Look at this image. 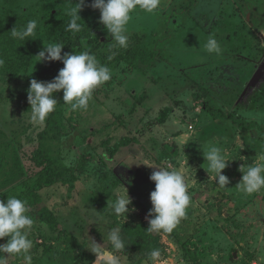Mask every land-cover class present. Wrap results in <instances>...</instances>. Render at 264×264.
Segmentation results:
<instances>
[{
	"label": "rangeland",
	"instance_id": "374dc122",
	"mask_svg": "<svg viewBox=\"0 0 264 264\" xmlns=\"http://www.w3.org/2000/svg\"><path fill=\"white\" fill-rule=\"evenodd\" d=\"M77 2L0 0L5 25L19 16L25 25L37 20L27 70L0 68V200L26 202L34 220L32 264H103L93 241L111 252L107 237L114 228L127 243L114 253L120 264H264V188L245 197L235 187L241 165L264 163V0H161L153 13L134 9L127 48L115 44L91 7L79 13L80 32L66 31ZM209 37L219 54L204 47ZM42 41L64 44L62 54L88 51L112 75L93 90L87 109L72 111L61 90L54 94L55 110L33 124L30 80L51 81L64 66L37 63ZM138 49L151 51L153 59L130 58ZM198 102L255 124L246 131ZM165 107L171 112L159 123ZM125 137L136 140L111 156L108 148ZM210 146L230 160L222 172L230 182L225 188L205 170L202 150ZM39 147L46 166L73 168L75 178L72 186L57 181L41 188L32 202V183L46 177L33 158ZM161 165L186 176L190 204L171 233H148L150 175ZM127 193L134 211L127 218L113 214L108 200ZM154 249L161 251L156 261L149 258ZM8 264H24L23 257L10 256Z\"/></svg>",
	"mask_w": 264,
	"mask_h": 264
},
{
	"label": "clouds",
	"instance_id": "9594fccd",
	"mask_svg": "<svg viewBox=\"0 0 264 264\" xmlns=\"http://www.w3.org/2000/svg\"><path fill=\"white\" fill-rule=\"evenodd\" d=\"M161 3V0H78L68 13L71 17L67 24L66 31L80 32L82 18L79 13L85 7L99 10V22L104 25L108 35L121 48H127L128 36L127 25L131 19L134 9L153 13ZM37 20L27 22L22 28H12L11 36L19 41H26L28 37L36 35ZM43 42V41H42ZM65 45L61 43L43 42V48L35 57L37 63L60 61L63 68L51 81L30 80V87L27 90V101L31 108V121L33 124L43 123L47 116L52 113L58 103L54 97L55 93L62 90L63 103L70 106L72 111L87 109L93 90L99 85L111 79V70L103 66L94 54L84 51L79 54L64 52ZM209 53L221 52L220 45L216 39L209 37L204 46ZM36 63V64H37ZM4 60L0 59V67ZM202 155L207 162V172H214L216 182L221 188L229 185V178L222 174L228 167L230 160L226 159L222 149L217 146H210L202 150ZM264 160V157L260 158ZM171 166L153 167L150 180L154 182L155 188L150 192L151 209L146 215L148 221V233H171L180 220L186 216V209L190 204L188 184L186 176L178 169H171ZM239 171L242 173L241 180L236 188L245 197L259 192L264 188V163L255 166L241 165ZM132 200L128 193L126 196L117 197L114 201L108 200V208L113 214L127 218V214L134 211L129 208ZM26 202L16 196H9L0 200V240L8 238L5 243H0V264H8L10 256H22L24 264H32L30 250L33 247L32 241L28 238L33 228L34 220L28 213ZM99 218V217H97ZM108 241L111 245V252L103 251L104 245L93 241L92 252L97 259H102L103 264H120L119 258L114 254L122 252L126 248V241L119 228L111 229L108 233ZM161 251L154 249L150 252L149 258L156 261L160 258ZM212 259H215L213 257Z\"/></svg>",
	"mask_w": 264,
	"mask_h": 264
},
{
	"label": "trees",
	"instance_id": "16d2710c",
	"mask_svg": "<svg viewBox=\"0 0 264 264\" xmlns=\"http://www.w3.org/2000/svg\"><path fill=\"white\" fill-rule=\"evenodd\" d=\"M21 19L14 20L12 23H7L6 25L0 22V59L4 60V64L0 67L6 73H20L25 72L28 67V61L30 58L29 53L32 50V47L35 45V41L33 37H28L27 40L19 41L14 39L11 36V30L15 26L16 28H22L25 25V21L22 20V17L19 16ZM135 55L136 58H140L145 62H150L153 59V53L147 49H138L130 55V58ZM129 58V59H130ZM0 69V70H1ZM201 107L207 111L213 117H221L232 120L234 123L241 126L246 131L249 127L254 125L253 121L245 122L242 119H237L232 113H227L220 108H217L213 105H210L206 102H198ZM171 112L170 107H165L158 118L159 123H163ZM245 131V132H246ZM247 133V132H246ZM244 134L246 141L250 140L249 133ZM135 138H128L125 137L120 141L114 143L113 146L108 148L109 154L112 156L114 155L121 147L128 146L132 142H135ZM39 156V157H38ZM34 160L36 161L37 165L43 166L44 174L46 175L45 179H39L32 183L29 196L32 202L36 201V191L40 190L43 187L50 186L57 181H63L68 183L70 186L74 183V169L62 167V170H55L50 166H46L47 164V157L45 156L44 149L39 147L33 155ZM134 232H137L136 229H133ZM132 230V232H133ZM137 246H141L140 243L137 242Z\"/></svg>",
	"mask_w": 264,
	"mask_h": 264
}]
</instances>
